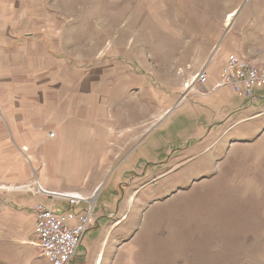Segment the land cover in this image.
<instances>
[{
    "label": "rangeland",
    "instance_id": "obj_1",
    "mask_svg": "<svg viewBox=\"0 0 264 264\" xmlns=\"http://www.w3.org/2000/svg\"><path fill=\"white\" fill-rule=\"evenodd\" d=\"M246 1L0 0V264H50L23 209L40 175L59 185L47 190L96 195L98 226L69 264H264L263 113L232 112L220 133L195 112L212 118L213 97L189 93L179 106L195 111L144 138L148 88L197 84L213 29Z\"/></svg>",
    "mask_w": 264,
    "mask_h": 264
},
{
    "label": "crops",
    "instance_id": "obj_2",
    "mask_svg": "<svg viewBox=\"0 0 264 264\" xmlns=\"http://www.w3.org/2000/svg\"><path fill=\"white\" fill-rule=\"evenodd\" d=\"M259 3V0L253 1H246L245 5H247V8H235L232 10V12L225 13V21L226 27L224 29H221L219 27H216L213 29L212 34L210 37L214 39V42L211 43V45H208L210 47L211 51L207 54L205 60L201 62V70L204 68L209 77L206 82L204 83H197L194 86L183 88L182 85L179 83L176 85L171 86L168 85L167 89L162 87H150L148 88V95L151 97H154L155 104L152 107L153 109H150L148 113L143 116V119L145 120L144 123H146V127L144 128V138L150 135L153 130L161 123H163L171 114L173 111L180 107L179 105L181 102L185 101L187 99V95L190 93V96L200 95L201 97L205 99L212 98L211 105L208 107L210 110L213 109V116L211 118V113L208 111L198 110L192 107V105H189V100L186 101L184 105H182L180 108L182 109H188L191 112H199L200 111V117L203 118V123L206 121V119H212L214 120V124L217 125V130L221 133L220 128H222L224 125H226V121L229 120L230 113H234L233 115H239L241 113V110L245 112L244 110L247 107H251L252 105H255L253 108V111L259 110L264 115V96H257L253 94L252 99L246 98L242 95L236 94L230 87H224L221 89H218L216 91H211V86L215 83V81L218 80V78L221 75L222 67L225 65L226 59L228 55L235 54L241 58H244L248 61L255 62V63H264V5L256 6ZM232 17L231 21L229 22V18ZM13 38H11V42ZM4 37L0 36V42H4ZM10 40V39H8ZM18 42V37L14 38V42ZM3 44V43H2ZM198 70V71H199ZM196 73V72H195ZM175 79H180V77H176ZM152 84V83H151ZM163 84H165L163 82ZM230 88V89H229ZM228 89L229 91H226ZM222 91L225 93L220 97L221 99L219 101H216L215 96L219 97L218 94H220ZM209 110V111H210ZM231 110V112H230ZM210 121V120H209ZM92 124H95L93 126H97L99 129V132L97 134V138L94 139V143L97 144L98 147L99 143L101 144H107L109 141V138L106 136H101L100 130L105 134L103 131V128H105L103 121L98 120L94 121ZM65 126H61V130H63ZM204 129V127H203ZM125 130V129H124ZM112 129L109 130L111 132ZM63 132V131H62ZM110 134V133H109ZM127 134V133H126ZM139 135L137 132L136 135ZM112 135V134H111ZM134 135V134H133ZM62 141H64L63 138H65L63 135L59 136ZM221 137V136H219ZM111 138V136H110ZM113 139L116 141H119L120 138H115L112 136ZM20 140V138H19ZM205 140V138H204ZM96 141V142H95ZM69 143H79L78 140L73 139ZM90 142H86V144H90ZM96 147V146H95ZM190 145L185 149L186 153H190ZM177 154H174V157L177 158L178 155L181 156V152H176ZM184 154V153H183ZM39 178V179H38ZM39 183H42L45 187L49 189H57L59 186H53L51 185L49 180H46L41 175L38 176ZM77 192V191H76ZM97 193V192H96ZM33 201L29 206H24L23 209L27 211L29 223L31 224L30 227V233H32L35 236V218H34V207L38 200H41V196H33ZM46 203H49L47 199H44ZM61 202H65L67 204V208L61 209L59 206L57 208H52L56 213L60 212H72L74 214V217L71 221V223H74L77 221V218L79 215L84 214L85 209L78 208L81 203L75 206H71L68 201L61 200ZM26 213V212H25ZM93 215V214H92ZM15 223H18L20 225V221H14ZM98 226L97 223V217L92 216L91 217V225L89 229H92L93 227ZM111 222L104 225L102 229L100 230L99 237L101 236V239H103L106 234H109L111 229ZM88 229V230H89ZM86 233V232H85ZM84 238V235H83ZM82 238V240H83ZM81 240V243H82ZM80 243V244H81ZM79 248V247H78ZM77 248V249H78ZM77 252V250H76ZM100 256V254H99ZM50 263V262H49Z\"/></svg>",
    "mask_w": 264,
    "mask_h": 264
},
{
    "label": "built area",
    "instance_id": "obj_3",
    "mask_svg": "<svg viewBox=\"0 0 264 264\" xmlns=\"http://www.w3.org/2000/svg\"><path fill=\"white\" fill-rule=\"evenodd\" d=\"M208 77L207 71L202 68L194 74L189 85L204 83ZM259 86L264 87V63L251 62L230 54L222 67L220 77L211 86V91L230 87L236 94L252 99L253 89ZM36 184L35 193L40 194L43 200H38L33 209L35 245L50 264H69L83 235L91 225L93 198L76 192L47 190L38 181ZM44 199H50V203H46ZM55 199L66 200L72 207L85 202L87 207L84 214L79 215L77 221L71 223L74 217L72 212L56 213L53 210L52 202Z\"/></svg>",
    "mask_w": 264,
    "mask_h": 264
},
{
    "label": "water",
    "instance_id": "obj_4",
    "mask_svg": "<svg viewBox=\"0 0 264 264\" xmlns=\"http://www.w3.org/2000/svg\"><path fill=\"white\" fill-rule=\"evenodd\" d=\"M100 186L96 189V192L99 190Z\"/></svg>",
    "mask_w": 264,
    "mask_h": 264
},
{
    "label": "bare ground",
    "instance_id": "obj_5",
    "mask_svg": "<svg viewBox=\"0 0 264 264\" xmlns=\"http://www.w3.org/2000/svg\"><path fill=\"white\" fill-rule=\"evenodd\" d=\"M76 193H78V192H76ZM95 196H96V195L93 196V199L95 198ZM92 201H93V200H92Z\"/></svg>",
    "mask_w": 264,
    "mask_h": 264
}]
</instances>
